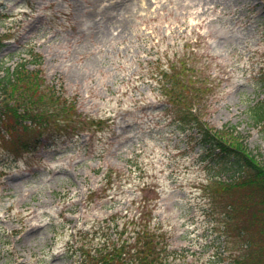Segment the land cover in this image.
I'll use <instances>...</instances> for the list:
<instances>
[{
	"label": "rangeland",
	"instance_id": "rangeland-1",
	"mask_svg": "<svg viewBox=\"0 0 264 264\" xmlns=\"http://www.w3.org/2000/svg\"><path fill=\"white\" fill-rule=\"evenodd\" d=\"M114 1L0 0V65L15 66L34 47L45 77L62 83L83 115L102 119L87 124L88 134H46L28 153L0 144V264H78L79 247H92L96 229L134 208L142 193L147 215L174 246L190 248V261L230 264L227 248L237 239L222 233L214 171L155 75L196 46L204 75L217 83L205 96L204 120L236 126L251 149L264 151L249 114L264 97V0H125L114 14L131 16L129 26L108 23L101 28L114 32L100 35V11Z\"/></svg>",
	"mask_w": 264,
	"mask_h": 264
},
{
	"label": "trees",
	"instance_id": "trees-1",
	"mask_svg": "<svg viewBox=\"0 0 264 264\" xmlns=\"http://www.w3.org/2000/svg\"><path fill=\"white\" fill-rule=\"evenodd\" d=\"M3 43L0 36V47ZM180 52L155 75L159 93L175 108L183 131L196 135L204 160L212 166L211 189L223 203L222 233L237 239L227 248L230 264H264V151L251 149L236 126L217 129L204 120L210 108L205 96L217 85L204 75L198 48L191 44ZM43 62L41 53L30 47L15 66L0 65V144L13 155L37 149L46 134L89 132L87 124L102 122L78 111L75 96L45 77ZM259 77L264 88V65ZM249 114L264 139V97L250 106ZM107 174L111 180L113 170ZM142 195L134 208L114 213L96 229L99 239L92 247H79L78 264H196L188 259L190 248L174 246L152 213L147 215L152 209Z\"/></svg>",
	"mask_w": 264,
	"mask_h": 264
},
{
	"label": "bare ground",
	"instance_id": "bare-ground-1",
	"mask_svg": "<svg viewBox=\"0 0 264 264\" xmlns=\"http://www.w3.org/2000/svg\"><path fill=\"white\" fill-rule=\"evenodd\" d=\"M143 1L146 2L148 0H143ZM152 1L157 2L160 0H152ZM201 1H202V3H207L206 0H201ZM123 2H125V0H116V1H114V3L111 2V4L107 5L106 8H104L102 11H100V13L102 14V17H105V20H103L101 22H97L99 25V28H100L99 33L101 32L100 35H103L104 32H107L106 35H110L114 32V31L112 32V27H109L106 30L101 28L102 26H104L108 23H110L112 25L116 21H120L122 23L119 25L121 30H125L126 27L129 26V24H130L129 18H131V16H125V17H123V19L120 20V19H118L119 17L114 14L115 11H117L120 7L123 6V4H122Z\"/></svg>",
	"mask_w": 264,
	"mask_h": 264
}]
</instances>
